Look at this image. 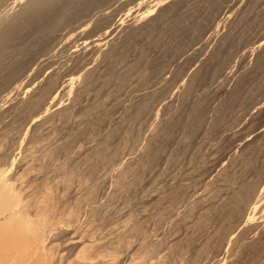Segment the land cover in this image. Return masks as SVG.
I'll return each mask as SVG.
<instances>
[{"label": "rangeland", "instance_id": "374dc122", "mask_svg": "<svg viewBox=\"0 0 264 264\" xmlns=\"http://www.w3.org/2000/svg\"><path fill=\"white\" fill-rule=\"evenodd\" d=\"M0 173L54 264H264V0H0Z\"/></svg>", "mask_w": 264, "mask_h": 264}, {"label": "bare ground", "instance_id": "6f19581e", "mask_svg": "<svg viewBox=\"0 0 264 264\" xmlns=\"http://www.w3.org/2000/svg\"><path fill=\"white\" fill-rule=\"evenodd\" d=\"M66 182H68L67 179ZM249 190L246 191V195H253L254 193L252 194V191ZM252 190L254 191V189ZM246 195L245 198H247ZM245 198L241 195L239 200ZM52 199L50 190L46 189L42 199L33 203L16 192L11 184L0 181V264H54L49 251L47 252L46 249L48 236L45 235L47 228L52 230L58 223L53 218L55 210ZM236 202H239L238 198ZM77 210L78 208L70 211L69 216L74 217ZM225 220L227 219L225 218ZM129 243L131 242L129 241ZM80 245L81 243L78 246ZM91 247L84 245L79 252L76 264H92L91 261L94 256L91 255L92 251L90 250L94 248L93 245ZM112 252H106L107 255L101 257H113L116 252H113L114 254ZM108 259L111 260V258Z\"/></svg>", "mask_w": 264, "mask_h": 264}]
</instances>
